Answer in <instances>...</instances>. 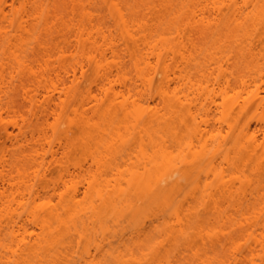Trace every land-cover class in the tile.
<instances>
[{
	"label": "bare ground",
	"instance_id": "obj_1",
	"mask_svg": "<svg viewBox=\"0 0 264 264\" xmlns=\"http://www.w3.org/2000/svg\"><path fill=\"white\" fill-rule=\"evenodd\" d=\"M7 1L0 0V264H175L194 249L158 253L159 261L152 231L218 243L223 230L232 239L264 228V0H13L6 10ZM86 77L84 92L78 79ZM19 97L28 99L29 116ZM74 153L84 161H72ZM53 165L81 175L78 183L84 177L83 198L73 179L50 187ZM28 225L41 233L35 242ZM115 237L126 246L112 247ZM75 239L88 242L80 260ZM257 241L259 249H248L251 241L231 256L208 249L215 256L198 258L264 264Z\"/></svg>",
	"mask_w": 264,
	"mask_h": 264
},
{
	"label": "rangeland",
	"instance_id": "obj_2",
	"mask_svg": "<svg viewBox=\"0 0 264 264\" xmlns=\"http://www.w3.org/2000/svg\"><path fill=\"white\" fill-rule=\"evenodd\" d=\"M13 0H8L7 1V3H6V5H5V8H6V10H10L11 9V6H12V4L11 3H13L12 2ZM17 1V0H16ZM131 3L133 2V0H131L130 1ZM15 3V6L16 5H18L17 4V2H14ZM99 6H101V5H99ZM98 7V6H97ZM102 7H104V6H102ZM101 7V8H102ZM105 8V10L107 9L106 7H104ZM101 11V10H100ZM107 11H104L103 10V12H102V15H105V16H107ZM77 18L79 19V17L77 16ZM107 20H108V23H110V24H113V21H111L110 19H108L107 18ZM115 28V27H114ZM116 31V30H115ZM114 31V32H115ZM115 34V33H114ZM117 35V34H116ZM68 55V54H67ZM66 57H68V56H66ZM65 57V58H66ZM71 57H68L67 59L69 60ZM66 59V60H67ZM127 59V58H126ZM126 62L128 61V60H125ZM90 71H88V73H89ZM88 78L89 77H86V78H79L78 79V84L80 85V90H83L84 92L86 91V89H88V87L90 86V84H89V80H88ZM158 79V78H157ZM156 79V80H157ZM238 90H239V92H241V90L238 88ZM25 91L27 92V96H33L34 94H35V91H34V83H28L27 84V86H26V88H25ZM23 92V91H22ZM24 93V92H23ZM22 93V94H23ZM58 92H55V95H57L58 96ZM264 94V93H263ZM19 101L21 102V103H23L24 104V107L22 108V113L25 115V116H29V107H28V99L27 100H24V97H19ZM250 117H251V115H250ZM248 118H249V116H248ZM246 120H247V118H246ZM253 123H251L252 124V127L253 126H255V121H252ZM216 126H217V124H216ZM225 126H223V128H224ZM227 129V128H226ZM226 131V130H225ZM49 132V131H48ZM51 133V131L49 132V134ZM51 135V134H50ZM261 136H262V134H260ZM0 144H1V141H0ZM1 146V145H0ZM84 157H82V155H80V154H77V153H74L73 155H72V161H74V162H76V161H78V160H80V161H84V159H83ZM119 158V157H118ZM133 158H134V156H133ZM132 158V160H134ZM136 160H134V162H135ZM66 165V164H65ZM130 165V164H129ZM71 167V166H70ZM125 168V167H124ZM127 169V168H126ZM226 168H224V170H225ZM226 171V170H225ZM227 172V171H226ZM76 174V178H71L70 176H68L67 174H65L63 171H61L60 170V168H58V166L57 165H53L50 169H49V171H48V173H47V181L48 182H50L49 184H50V187H52L51 185H54V184H56V182H59L61 179H63V180H68V179H73V181H78L79 180V176H81V175H77V173H75ZM74 174V175H75ZM225 174H229V173H225ZM73 175V176H74ZM75 179H77V180H75ZM83 179V180H82ZM63 180H61V182L60 183H57V184H61L62 183V181ZM81 181H83V182H81ZM81 183H78V182H76V186H79V190L81 191V192H79V195L82 197V193H84L83 191H84V189H86V187L84 186L85 185V181H84V177H82L81 178ZM74 182V183H75ZM32 183V182H31ZM52 183V184H51ZM54 183V184H53ZM68 183V182H67ZM83 183V185L82 186H84V187H82L81 186V184ZM80 184V185H79ZM69 185V184H68ZM61 186V185H60ZM81 188V189H80ZM64 189V188H63ZM50 190V191H49ZM64 191V190H63ZM43 192V191H42ZM41 192V193H42ZM47 192H51V188L50 189H48V191ZM43 194V193H42ZM48 194H51V193H48ZM47 194V195H48ZM56 195H58V194H56ZM84 195V194H83ZM54 196V195H53ZM48 197H49V195H48ZM59 197V196H58ZM58 197L57 196H54V198L51 196V197H49V198H51V199H53V203L52 204H54V203H58V201H60V200H58ZM84 197V196H83ZM82 197V198H83ZM48 199V198H47ZM47 199H43V200H45V202H46V200ZM51 199H49V200H51ZM66 200V199H65ZM48 201V200H47ZM67 201V200H66ZM61 202H62V200H61ZM61 202H59L58 204L59 205H61L62 203ZM61 203V204H60ZM65 203V202H64ZM68 203V202H67ZM67 203H66V205H65V209L64 210H66L67 209ZM55 204V205H56ZM57 204V205H58ZM63 207V206H62ZM57 208H59V207H57ZM59 211H60V208H59ZM64 212V211H63ZM60 213H61V211H60ZM148 222V221H147ZM147 222H146V224H147ZM208 223V225L210 226L211 224V222L210 221H207ZM149 224V223H148ZM212 224H213V222H212ZM215 224V223H214ZM126 225V224H125ZM154 225H158L157 223L156 224H154ZM207 225V226H208ZM216 225V224H215ZM29 227H28V232H29V234L31 233L32 235L31 236H28L29 237V240L28 241H30V240H32V236H33V239L34 238H37V232L39 233L40 231H39V229H36V227H33V226H31V225H28ZM147 226V225H146ZM212 226V225H211ZM210 226V228L212 229V227ZM218 226V227H217ZM217 226L215 227L216 228V231L219 229H228V227H224V226H221V224H217ZM31 227V228H30ZM149 227V226H148ZM116 228V227H115ZM33 229V232L31 231ZM177 229V228H176ZM251 229H253V228H251ZM255 230H249L250 231V234H251V232H252V236H245V238L244 237H242V236H240V233H237V234H234V236H233V238L232 239H227V231H225V230H223L222 231V233L221 232H218L220 235H219V239H220V242H218V243H216V240H217V238H216V240L214 241V240H212L213 239V237H212V239L210 240V239H208L207 237H205L206 239L203 241V240H201L200 238H199V236L198 237H194V239H193V237H192V239H191V241L190 240H188V241H186L185 240V238L183 239V240H181V239H179L177 236V238L178 239H176V238H174V237H172V235H170L169 237H168V235H166V236H163V234H161V237L159 236L160 235V233H159V235L158 234H156V231L153 229V227L152 228H148V231L147 232H151L152 230H154V231H152L153 232V234L152 235H154V244H149V245H151V248L150 247H148L149 245H147L146 247H148V248H150V249H157V250H159V251H157L156 250V252L157 253H155L156 254V259H157V256L158 255H160L161 254V252H162V255H165L166 254V252H168L170 249L172 250V249H194L193 251H191V253H190V255L188 256L187 254L188 253H186V255L182 252L181 254H182V256L181 257H184V258H186V259H184V258H182L184 261V263L185 264H203V263H201L200 262V257L202 256V258H206V256L208 255V256H210V254H212V256L214 255L215 256V254H213V253H220V254H218L220 257H221V255L223 256V255H229V253H231V255H232V253L233 252H231V250L230 249H247L246 248V246L248 247L249 246V244H250V242H251V245L248 247V249H250L251 247H252V249H259L260 247L256 244V245H254L255 243L253 242V241H256V240H258L257 241V243L258 242H261V241H263L264 240V228H262V227H259L258 229H257V227L256 228H254ZM114 230V229H113ZM115 230H117V229H115ZM218 230V231H219ZM189 231V233H191L192 232V229H187V232ZM208 231H212V230H210L209 228H208ZM215 231V232H216ZM155 232V233H154ZM177 231H175V233H176ZM194 232V231H193ZM178 233V232H177ZM217 233V234H218ZM39 234H41V233H39ZM38 234V235H39ZM146 234H148V233H146ZM178 234H180V233H178ZM196 234V233H195ZM194 233H193V236L195 235ZM211 234H213V233H211ZM225 234V235H224ZM27 235V234H26ZM152 235H148V236H151L152 237ZM173 235H175V234H173ZM40 236V235H39ZM38 236V237H39ZM142 236V235H141ZM179 236V235H178ZM227 236V237H226ZM28 237H27V239H28ZM31 237V238H30ZM41 237H43V236H41ZM41 237H39V238H41ZM128 236H126V238H127ZM146 237H147V235H146ZM182 237V236H181ZM180 237V238H181ZM184 237V236H183ZM221 237V238H220ZM246 237H247V239H246ZM98 238V237H97ZM100 238V237H99ZM130 237H128V239H129ZM133 238V236H131V239ZM215 238V237H214ZM101 239V238H100ZM110 239V238H109ZM112 239V238H111ZM110 239V244H114V245H112V247H114L115 245L117 246L118 245V248L121 246V244L123 243L122 241V243L120 244L119 242H117L118 241V239H117V237H115L114 239H117V240H114V239H112L111 240ZM143 239H145V237L143 238ZM245 239L248 241H246L245 242ZM250 239V240H249ZM34 240H36V239H34ZM38 240V239H37ZM41 240V239H40ZM130 240V239H129ZM138 240V239H137ZM140 240H142V239H140ZM148 240H150V239H148V237H147V240L146 241H148ZM185 240V241H184ZM193 240V241H192ZM33 241V240H32ZM42 241V240H41ZM97 242H99V244L100 243H102V240H99L98 241V239L96 240ZM101 241V242H100ZM107 241H109V240H107ZM117 242V244H116V242ZM128 241V240H127ZM144 240H142L141 242H143ZM151 240H150V242H152ZM183 241V242H182ZM211 241V242H210ZM33 242H35V241H33ZM38 242H40L39 240H38ZM73 243V249H77V252L78 253H76V255H74V258L75 257H77V258H75V260L76 259H79L78 257V255H79V252L80 251H78V250H80V249H85L86 248V246H88L87 245V243L88 242H86V240H84V239H75V240H73L72 241ZM96 242V243H97ZM103 242H106V241H103ZM130 242H131V240L129 241V243H128V245L130 244ZM185 242H190L189 243V245L187 244V243H185ZM95 243V242H94ZM94 243L92 244V247H91V245L89 246L90 248H94ZM119 243V244H118ZM124 243H126V242H124ZM126 243V244H127ZM146 244H148L147 242H145ZM254 243V244H253ZM39 244V246H41V244L43 245L44 244V247H45V243H38ZM103 244V243H102ZM132 244V243H131ZM34 245V244H33ZM36 245V244H35ZM34 245V246H35ZM104 245V247L105 248H109L107 245L105 246V244H103ZM109 245V244H108ZM123 245V244H122ZM125 245V244H124ZM123 245V246H124ZM127 245V246H128ZM138 245V244H137ZM142 245V244H141ZM191 245V246H190ZM122 246V248H124V249H126V247H123ZM126 246V245H125ZM131 246V245H130ZM129 246V247H130ZM143 246V245H142ZM144 246H145V244H144ZM42 247V246H41ZM43 247V248H44ZM128 247V248H129ZM134 247V246H133ZM146 247L144 248V249H146ZM34 248V247H33ZM89 248V249H90ZM139 248V247H138ZM32 249V248H31ZM119 249H121V248H119ZM130 249H132V248H130ZM136 250H137V248H135ZM139 249H141V248H139ZM166 249H168V250H166ZM199 249V250H198ZM203 249H204V251H203ZM208 249H218L217 251H219V250H223V251H220V252H211V250H208ZM170 250V251H171ZM205 250H207V252H205ZM226 250V251H225ZM134 251V250H133ZM139 251V250H138ZM137 251V252H138ZM148 251V250H147ZM146 251V252H147ZM165 251V252H164ZM209 251V252H208ZM91 252L93 253V250H91ZM136 252V251H135ZM137 252H136V254H137ZM140 252V251H139ZM151 252V251H150ZM211 252V253H210ZM95 253V252H94ZM127 253V252H126ZM158 253H160V254H158ZM197 255H196V254ZM198 253H200L199 255V258H198ZM202 253H204L206 256H204V254H202ZM147 254V253H146ZM183 254L185 255V256H183ZM192 254V255H191ZM81 255V254H80ZM92 255H94V254H92ZM128 255V254H127ZM145 255V254H144ZM148 255V254H147ZM162 255H160V256H158V258H161L162 257ZM180 255V254H179ZM227 255V256H228ZM231 255H229V256H231ZM258 255L260 256V255H262L261 253L259 254L258 253ZM94 256H96V253H95V255ZM129 256V255H128ZM136 256H139L138 254L136 255ZM146 256V255H145ZM150 257H151V255H149ZM152 256H153V254H152ZM155 256V255H154ZM154 256H153V260H151V261H149V262H156V261H154V260H156V259H154ZM167 256V255H166ZM195 256V257H194ZM204 256V257H203ZM207 256V257H208ZM226 256V257H227ZM164 257V256H163ZM162 257V258H163ZM180 257V258H181ZM211 257V256H210ZM138 258V257H137ZM162 258H161V260H162ZM179 258V259H180ZM189 258V259H188ZM197 258H198V260H197ZM204 258V259H205ZM257 258H259V257H256V262L258 263V259ZM129 259V258H128ZM150 259V258H149ZM151 259H152V257H151ZM177 259H178V257H177ZM80 260V259H79ZM105 260V259H104ZM109 261V262H107V261ZM105 260V262H106V264L107 263H109L110 264V260H108V259H106ZM112 260V259H111ZM127 260V259H126ZM139 260V259H138ZM141 260H142V258H141ZM157 260H159L160 261V259H157ZM82 260H80L79 261V263L77 262L76 264H80V262H81ZM112 261H114V260H112ZM178 261V260H177ZM180 261V260H179ZM178 261V262H179ZM202 261V260H201ZM83 262V261H82ZM82 262H81V264H82ZM131 262V261H130ZM130 262H126L127 264H129ZM139 262H140V260H139ZM147 262V261H146ZM158 262V261H157ZM156 262V263H157ZM182 262V261H181ZM181 262H179V263H177V262H175L174 261V263L176 264H180ZM182 262V263H183ZM119 263V262H118ZM118 263H116V264H118ZM132 263V262H131ZM130 263V264H131ZM141 263V262H140ZM139 263V264H140ZM143 263V262H142ZM181 263V264H182ZM183 263V264H184ZM83 264H85L84 262H83ZM111 264H115L114 262H112ZM136 264H137V262H136ZM145 264V263H144ZM149 264H152V263H149ZM154 264V263H153Z\"/></svg>",
	"mask_w": 264,
	"mask_h": 264
}]
</instances>
